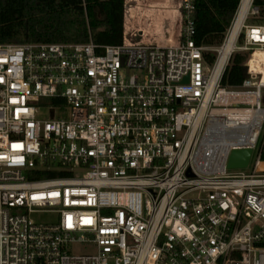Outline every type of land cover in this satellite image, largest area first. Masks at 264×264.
I'll use <instances>...</instances> for the list:
<instances>
[{
  "label": "built area",
  "instance_id": "obj_1",
  "mask_svg": "<svg viewBox=\"0 0 264 264\" xmlns=\"http://www.w3.org/2000/svg\"><path fill=\"white\" fill-rule=\"evenodd\" d=\"M138 5L121 44L0 43V264H264V74L248 65L264 24L225 52L236 17L199 45L196 0L164 20L177 35H127ZM239 52L246 76L225 86Z\"/></svg>",
  "mask_w": 264,
  "mask_h": 264
},
{
  "label": "trees",
  "instance_id": "obj_2",
  "mask_svg": "<svg viewBox=\"0 0 264 264\" xmlns=\"http://www.w3.org/2000/svg\"><path fill=\"white\" fill-rule=\"evenodd\" d=\"M140 0H127L140 5ZM161 5V0H146ZM241 0H196L194 13L195 40L199 45L223 42L231 27ZM264 16V0H254ZM126 0H0V43L21 42H86L92 38L99 44H121L124 41ZM127 7V35L139 21ZM169 17L157 15L153 25H161ZM214 61V55L206 52ZM249 53H236L223 78L225 86L242 84ZM264 161V154L262 156ZM49 173L43 176L51 177Z\"/></svg>",
  "mask_w": 264,
  "mask_h": 264
},
{
  "label": "rangeland",
  "instance_id": "obj_3",
  "mask_svg": "<svg viewBox=\"0 0 264 264\" xmlns=\"http://www.w3.org/2000/svg\"><path fill=\"white\" fill-rule=\"evenodd\" d=\"M139 2H140V5H138V7L134 10L135 17H136L135 19L138 20L142 25H144L145 23H147L146 17H147L148 9H153V8L159 9L160 16L161 15L170 16V18L173 20L172 16L174 15V10L180 6L181 0H161L163 4L157 5V6L156 4L155 5L151 4L150 1H146V0H140ZM257 8L259 7H256L254 5L252 6V10L248 15L246 24H264V16L261 15L260 10L258 14L253 13V11L256 10ZM172 20H171V23L166 22V24L162 23L161 25H158L155 27L153 26L155 29L154 31L156 32L157 29L158 30L160 29L163 33L168 35V31L166 29L168 28L170 29L171 32L175 31L177 35V32L179 31V25L178 23ZM263 95H264V89H263ZM254 162H255V158L252 160L250 168L247 169L246 171H251L253 169ZM42 177H46V176H42ZM32 218H34L36 221H39V222H45V221L55 220L57 218V215L55 213H50V212H38V213H34L32 215ZM74 252L75 253L94 252V249L92 248V246L89 247V246H84V245L83 246L78 245L75 247Z\"/></svg>",
  "mask_w": 264,
  "mask_h": 264
},
{
  "label": "bare ground",
  "instance_id": "obj_4",
  "mask_svg": "<svg viewBox=\"0 0 264 264\" xmlns=\"http://www.w3.org/2000/svg\"><path fill=\"white\" fill-rule=\"evenodd\" d=\"M254 0H242V3L240 5V8L237 12L236 19L233 23V26L231 28V33L229 37V41L225 46V52H228L231 50V48L234 45V41L240 32L241 28L243 27L249 13L252 10ZM250 30V34H251ZM257 33V32H255ZM257 37V34L255 35ZM248 65L250 66L251 72L254 73H263L264 74V48H256L249 60H248ZM262 167H264V163L261 164Z\"/></svg>",
  "mask_w": 264,
  "mask_h": 264
},
{
  "label": "water",
  "instance_id": "obj_5",
  "mask_svg": "<svg viewBox=\"0 0 264 264\" xmlns=\"http://www.w3.org/2000/svg\"><path fill=\"white\" fill-rule=\"evenodd\" d=\"M241 3H242V0L240 2V5ZM252 153H253L252 148L234 149L231 152L229 162H228V167L229 168H247L249 166Z\"/></svg>",
  "mask_w": 264,
  "mask_h": 264
},
{
  "label": "crops",
  "instance_id": "obj_6",
  "mask_svg": "<svg viewBox=\"0 0 264 264\" xmlns=\"http://www.w3.org/2000/svg\"><path fill=\"white\" fill-rule=\"evenodd\" d=\"M157 15H159V9H155V8L148 9V11H147V17H146L147 18V21H146L147 23H145L143 25V27H146L147 29H149L150 32H155L154 31L155 30L154 29L155 26L153 25V23H154V21L156 19L155 17H157ZM166 17H170V16H166Z\"/></svg>",
  "mask_w": 264,
  "mask_h": 264
}]
</instances>
